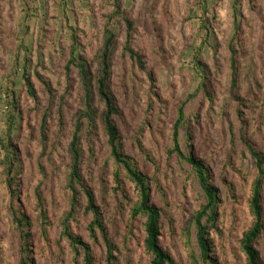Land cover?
Segmentation results:
<instances>
[{
	"label": "rangeland",
	"instance_id": "obj_1",
	"mask_svg": "<svg viewBox=\"0 0 264 264\" xmlns=\"http://www.w3.org/2000/svg\"><path fill=\"white\" fill-rule=\"evenodd\" d=\"M116 2L0 0V141L13 146L5 155L0 142V264L20 263L21 236L12 212L28 220L32 264H72L58 220L68 208V139L81 91L77 70L70 66L68 82L65 67L73 50V57L94 73L105 29L115 34L109 78L118 110L115 127L122 153L146 178L150 202L164 214L161 248L174 264H191L185 226L201 207L202 195L189 166L168 153L176 110L187 101L181 148L202 163L217 189L208 224L209 259L213 264H246L240 240L252 223L248 199L257 171L241 133L264 156V0H118L119 9ZM125 20L132 24L129 34ZM26 79L36 102L27 93ZM47 87L53 93L50 102ZM48 104L47 140L41 143L38 124ZM60 107L66 125L53 150ZM97 136L96 162L82 168L96 203L107 152L100 130ZM105 173L112 190L110 162ZM38 187L52 222L47 243L37 220ZM121 188L135 198L130 182L124 180ZM109 192L107 213L115 200ZM78 197L72 232L92 247L95 264H105L104 246L87 232L91 216L84 210L85 197L82 192ZM260 201L263 230L256 249L264 264V178ZM127 219H117L116 231L107 222L117 248L115 264H149L144 219L136 218L131 226Z\"/></svg>",
	"mask_w": 264,
	"mask_h": 264
},
{
	"label": "trees",
	"instance_id": "obj_2",
	"mask_svg": "<svg viewBox=\"0 0 264 264\" xmlns=\"http://www.w3.org/2000/svg\"><path fill=\"white\" fill-rule=\"evenodd\" d=\"M117 9H119L118 0H116ZM127 26V33H130L132 24L125 20ZM115 34L111 29L104 30V40L100 47L99 54L96 56L97 69L92 73L86 66V63L80 59L73 57V50L70 59L65 67L68 82H70V66H74L77 70L80 84V108L75 113L71 129L69 132L68 149L69 156L68 174L65 179V189L68 195V208L58 220L60 227V238L63 239L69 248L72 255V264H95L96 258L92 247L84 242L81 237L72 232V223L77 219V212L79 208V195L82 192L85 197V213L91 216V221L88 224L87 232L89 237L95 242L101 241L105 248L104 263L115 264L114 250L117 248L111 242L108 236L110 230L107 222L112 223L114 231L117 219L125 215L128 217L127 221L131 223L136 218H143V248L145 253L150 256L149 264H174L172 257L161 248L159 238L161 229L163 227L161 215H164L162 210L150 202V188L144 176L141 175L132 165L129 158L122 153L121 139L117 127H115L114 117L118 114L114 98L109 89L111 56L114 51ZM128 51L129 48L126 46ZM133 56V54H132ZM131 56V57H132ZM27 93L31 99L36 102L37 95L33 89L30 80H25ZM48 94L47 101L53 99V93L46 88ZM191 98V97H189ZM187 101L183 102L176 110V118L171 127V146L168 153L175 156L179 163H186L193 173L194 180L202 195V203L199 210L194 214L191 221L185 226L187 234V243L189 246L190 262L191 264H213L209 259L211 250V242L208 239V224L213 219L214 213L212 209L215 204L217 189L209 183L207 170L205 167L193 158L190 154L183 152L180 145V127H182L185 120V105ZM51 105L48 104L43 111L39 126L40 142L44 143L47 140L48 119L51 116ZM56 131L54 132V140L51 143L53 150L60 144V138L63 136L65 130V119L60 107L56 118ZM100 130L106 138V160L99 171V198L97 203L90 188L84 182L82 175V168L85 164H93L96 162L95 141L98 139L97 132ZM241 141L244 148L248 151L249 156L253 159L254 168L257 171V176L251 185L250 197L248 199L249 213L252 218V223L249 229L243 234L240 240V251L245 257L246 264H263L260 255L256 249V242L263 230V211L261 206V192L262 181L264 178V156L259 152L255 145L241 133ZM1 142V146L5 148L7 153L13 146L11 142ZM14 150V149H12ZM15 153L16 152H12ZM110 162L113 167V183L114 188L109 190L105 180V169L107 163ZM13 168L11 164V168ZM14 170V169H13ZM16 170V169H15ZM12 170L10 171V175ZM15 173V171H14ZM8 174V175H9ZM130 182L135 191L134 199L128 198L121 188L123 181ZM42 184V183H41ZM39 188L36 189L35 201L36 210L38 211L37 220L39 221V230L41 238L47 243V230L52 226L49 211L46 210L45 200L39 194ZM109 191H113L115 200L112 212H105L108 206ZM120 196L116 197L119 193ZM15 200L11 201V206L15 204ZM13 213V221L15 229H17L21 236V243L19 244L20 263L32 264L28 258L29 253V234L27 228L29 226L27 218L17 212ZM127 213V214H126ZM109 215V216H108Z\"/></svg>",
	"mask_w": 264,
	"mask_h": 264
}]
</instances>
